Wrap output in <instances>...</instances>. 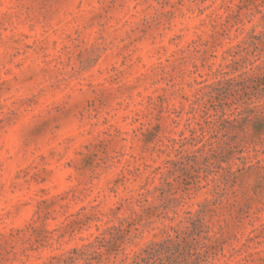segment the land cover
Returning <instances> with one entry per match:
<instances>
[{"label": "rangeland", "instance_id": "obj_1", "mask_svg": "<svg viewBox=\"0 0 264 264\" xmlns=\"http://www.w3.org/2000/svg\"><path fill=\"white\" fill-rule=\"evenodd\" d=\"M199 212L173 264L264 262V0H0V264H132Z\"/></svg>", "mask_w": 264, "mask_h": 264}, {"label": "trees", "instance_id": "obj_2", "mask_svg": "<svg viewBox=\"0 0 264 264\" xmlns=\"http://www.w3.org/2000/svg\"><path fill=\"white\" fill-rule=\"evenodd\" d=\"M251 111L252 110L249 109L238 111L236 117L232 120H227V122L229 124H234L235 122H238V116L242 115L244 112L246 113ZM201 213L202 212L197 213L196 216H190L185 221H182L178 227L172 228L173 234H168L161 242L153 243L146 251V256L141 257L140 260H135L132 264H152L154 258L161 254H165L170 263L173 264V262L176 261V256H180L182 254V250L186 248L187 244L184 245L186 239L192 236L194 237L200 235V229L203 228ZM180 236L186 237L184 242H178Z\"/></svg>", "mask_w": 264, "mask_h": 264}, {"label": "clouds", "instance_id": "obj_3", "mask_svg": "<svg viewBox=\"0 0 264 264\" xmlns=\"http://www.w3.org/2000/svg\"><path fill=\"white\" fill-rule=\"evenodd\" d=\"M258 254L260 256H264V252H260L259 250H258ZM244 256H245V259L243 261V264H250L252 257L248 253H245ZM225 259H227V258H225ZM262 264H264V262H262Z\"/></svg>", "mask_w": 264, "mask_h": 264}]
</instances>
